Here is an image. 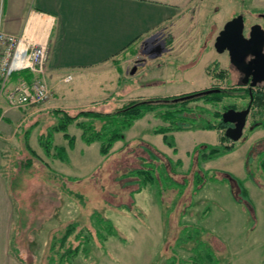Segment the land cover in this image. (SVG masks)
<instances>
[{
  "label": "rangeland",
  "instance_id": "374dc122",
  "mask_svg": "<svg viewBox=\"0 0 264 264\" xmlns=\"http://www.w3.org/2000/svg\"><path fill=\"white\" fill-rule=\"evenodd\" d=\"M208 1L209 10L197 33L205 42L195 62L191 60L197 50L190 52L193 56L190 61L179 60L176 54L168 55L165 61L162 60L165 66L159 69L158 78L145 79L147 71L134 82H122L117 93L111 92L108 97L95 101L91 98L98 93L90 89L86 78L75 77L65 85L71 87L65 93L67 100L59 99L58 102L76 104L73 112L89 107L113 112L140 94L150 98H173L212 86L220 89L240 86L230 69V60L225 62L226 77L208 75L205 66L211 63L214 54L221 53L215 49L208 54L202 52L209 51L208 45L218 35L219 28L222 29L236 13L245 15L247 27L259 23L264 28V1ZM188 69L191 71L187 76ZM51 98L50 92L46 102L30 108L29 142L38 156L20 148L11 162L12 187L21 205L20 232L15 248L19 246L27 260L46 263L54 237H60L68 224L78 223L89 240L73 264H192L188 259L199 244L201 257L197 258L200 263L264 264L263 213L259 212L260 220L255 206L238 204L227 183L207 180L194 192L193 175L187 174L197 159L198 154L194 152L197 146L232 142L225 136L227 127L209 130L198 125L191 130L176 131L173 133L176 148H172L164 142L162 134L154 132L155 127L163 123L160 114L150 112L124 131V139L105 156L100 152V142L85 143L81 138L82 131L72 124L69 132L76 136L74 146L69 145L62 132L54 136V144L67 151L68 159L63 161L54 150L46 154L40 142V136L47 135L49 127L58 122L54 113L56 107L49 106ZM247 102L227 97L216 104L199 99L193 100L191 105L203 106L212 115L216 109L224 113V104L241 110L248 107ZM252 121L251 110L244 134L235 142L234 150L218 158L200 161L205 171L223 172L219 175L223 177L233 174L244 187L255 188L245 169L246 152L250 144L262 140L264 128L250 130ZM263 156L264 152L255 155L251 168L264 190V167L260 162ZM233 158L237 164L233 163ZM30 159L31 165L26 164ZM145 161L154 166L155 182L132 191L138 189V178L128 173L143 166ZM168 174L181 187L173 186L168 181ZM256 202L260 207L259 199ZM256 221L261 223L255 239L252 229ZM184 227L188 228L185 232L182 231ZM194 230L197 234L187 238ZM208 250L212 253L211 259L202 256Z\"/></svg>",
  "mask_w": 264,
  "mask_h": 264
},
{
  "label": "crops",
  "instance_id": "0c3cea01",
  "mask_svg": "<svg viewBox=\"0 0 264 264\" xmlns=\"http://www.w3.org/2000/svg\"><path fill=\"white\" fill-rule=\"evenodd\" d=\"M208 3V0H0V28L22 36L26 42L48 45L45 79L52 93L49 106L71 111L76 104H63L58 100H67L65 93L71 87L68 89L65 85L75 77L86 78L90 89L98 93L91 98L95 101L108 97L111 92L117 93L122 82H134L147 71L145 79L158 78L159 69L165 66L163 61L168 55L176 54L177 59L190 61L193 57L190 52L197 50L191 60L195 62L205 42L197 33L209 10ZM157 34H162L167 52L151 57L142 45L151 35ZM215 39L216 36L208 45L209 51H203V54L213 52ZM216 60L225 68V62L229 60L227 52L214 54L210 62ZM198 65L199 62L195 67ZM190 71L187 70V76ZM30 75L31 79L34 75L30 70L13 73L9 86L23 78L30 80ZM168 76L172 77L171 74ZM68 77L71 79L66 81ZM146 98L150 97L142 94L135 97ZM31 107L10 106L0 83V264H37L27 260L19 246L15 248L20 232L21 205L12 187L10 173L17 149L29 151ZM237 162L235 159L233 163ZM250 179L256 186L246 185V189L260 219L259 212L264 217V204L261 203L264 190L258 177ZM258 199L260 207L256 202ZM260 223L254 224L252 238L256 239Z\"/></svg>",
  "mask_w": 264,
  "mask_h": 264
},
{
  "label": "trees",
  "instance_id": "16d2710c",
  "mask_svg": "<svg viewBox=\"0 0 264 264\" xmlns=\"http://www.w3.org/2000/svg\"><path fill=\"white\" fill-rule=\"evenodd\" d=\"M236 13L235 15H238ZM206 72L212 77H226L227 71L221 66L219 61H214L207 68ZM31 75L28 76L30 79ZM238 87H232L231 89H221L217 92L205 94L202 96L193 97L191 99H175L187 94L175 96L173 98H146V99H134L125 103L123 106L117 108L113 112H103L93 110L89 108H82L76 112L70 111L65 108H56L54 113L57 115L58 122L48 129L47 135H41V144L46 152L50 154L54 150L58 158L63 161L68 159L67 151L62 146L54 144V136L57 132H62L64 138L69 142L70 146H74L76 136L69 132V127L75 124L82 132L81 138L87 144L94 142H100V152L102 155L108 156L112 153L114 145L124 139V131L131 128L135 122L148 113H159L162 119V124L156 126L154 132L162 134L164 142L172 147L176 148V140L173 133L176 131L191 130L198 125H201L204 129H219L226 128L227 125L223 122V112L219 109L211 112L209 109L195 105L192 106L193 100L205 99L207 103H220L223 99L229 98H241L247 100V106L251 105L253 121L250 125V130H254L257 127L264 128V84L252 88V95L250 93L251 88L245 87L244 84H239ZM245 89H243V87ZM218 88V87H216ZM195 93V92H194ZM193 94V92L189 93ZM224 110L229 108H236L234 105L224 104ZM210 116V117H209ZM226 136V135H225ZM226 138H228L226 136ZM236 147L235 142H221L219 144L204 143L197 146L194 150L197 155V159H194L193 165L187 170V174L193 175L194 192L199 190L201 184L207 180L218 181L227 183L231 192L235 195L237 202L243 206H253L252 199L248 190L244 187L236 176L233 174L223 175V172L205 171L200 161L214 159L221 157L227 153H230ZM29 151L33 155L38 156L36 151L28 144ZM264 152V138L253 143L247 153L245 168L247 174L256 179L254 170L251 168V163H254L255 155H262ZM31 159L26 164L31 165ZM261 165L264 167V156L260 158ZM146 163V164H145ZM144 165L130 170L128 175L136 176L138 189L132 191H139L142 186L155 182V169L151 166V162L145 161ZM168 172V169H167ZM232 181L235 183L233 184ZM168 181L173 186H179V183L170 178L168 174ZM187 184L188 181L186 182ZM168 186V185H167ZM171 187V186H168ZM188 228H183L185 232ZM84 228L79 227L78 223H70L63 231L60 237H54L51 243L50 254L44 264H73L74 258L78 255L82 246L85 245L89 236L83 234ZM193 234L187 236V238H193V235L197 234V231H192ZM78 241V242H77ZM77 243L76 245L74 243ZM202 244V243H201ZM203 245V244H202ZM209 251V250H208ZM212 253L209 251L207 254L202 255L211 259ZM201 257V245L195 247L194 255H192L188 261L192 264H204L200 263Z\"/></svg>",
  "mask_w": 264,
  "mask_h": 264
},
{
  "label": "water",
  "instance_id": "95a60500",
  "mask_svg": "<svg viewBox=\"0 0 264 264\" xmlns=\"http://www.w3.org/2000/svg\"><path fill=\"white\" fill-rule=\"evenodd\" d=\"M264 16V15H263ZM245 15L239 13L228 20L216 36L214 47L218 53H228L230 62L247 76L252 75V88L264 84V28L259 23L250 26L248 35L245 34ZM250 56V60H247ZM220 88L206 89L187 94L175 99H191L193 97L219 91ZM251 105L245 109L229 108L222 114L224 123H231L225 129V135L232 141L240 140L244 134Z\"/></svg>",
  "mask_w": 264,
  "mask_h": 264
},
{
  "label": "built area",
  "instance_id": "2783aa9c",
  "mask_svg": "<svg viewBox=\"0 0 264 264\" xmlns=\"http://www.w3.org/2000/svg\"><path fill=\"white\" fill-rule=\"evenodd\" d=\"M48 56L47 44L26 42L22 36L0 28V83L10 106L25 108L49 99L51 91L45 79ZM24 70H30L34 76L9 86L13 73Z\"/></svg>",
  "mask_w": 264,
  "mask_h": 264
},
{
  "label": "flooded vegetation",
  "instance_id": "af4514ba",
  "mask_svg": "<svg viewBox=\"0 0 264 264\" xmlns=\"http://www.w3.org/2000/svg\"><path fill=\"white\" fill-rule=\"evenodd\" d=\"M251 25L252 24H250L248 27L246 25L247 28H245V32L248 31L246 33V35H248ZM142 47L145 48L144 51L149 53L151 57H154L156 55H161L163 53L165 54L167 52L166 47L164 45V42L162 40V34L151 35V37L148 40L143 42ZM250 59L251 58L249 56L247 60H250ZM231 64H232V66H230V67H232V68H230V69H232L233 74L236 77V80L239 82V84H244V85L248 86V88L249 87L251 88L250 83L252 81L253 76L252 75L247 76V74L245 72L241 71L240 69H238L236 65H234L233 63H231ZM209 89H216V86H212ZM242 109H245V108H242ZM225 124L227 125V127L232 125L231 123H225Z\"/></svg>",
  "mask_w": 264,
  "mask_h": 264
}]
</instances>
